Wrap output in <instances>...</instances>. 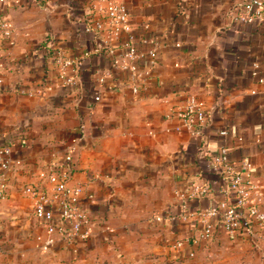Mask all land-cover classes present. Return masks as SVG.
Instances as JSON below:
<instances>
[{
	"label": "crops",
	"instance_id": "1",
	"mask_svg": "<svg viewBox=\"0 0 264 264\" xmlns=\"http://www.w3.org/2000/svg\"><path fill=\"white\" fill-rule=\"evenodd\" d=\"M244 1L19 0L5 8L14 34L0 42V147H12V163L0 199V264H264V227L227 235L218 223L206 241L195 215L228 197L211 168L222 147L252 164L264 209V25L232 20ZM117 2L139 40L136 62L151 71L138 93L113 64L122 40L86 30L97 7ZM61 54L72 61L66 73ZM190 95L208 113L195 130L177 115ZM67 155L70 186L83 185L86 202L92 195L96 224L75 246L44 252L37 237L46 227L24 187ZM194 183L209 192L182 198Z\"/></svg>",
	"mask_w": 264,
	"mask_h": 264
},
{
	"label": "built area",
	"instance_id": "2",
	"mask_svg": "<svg viewBox=\"0 0 264 264\" xmlns=\"http://www.w3.org/2000/svg\"><path fill=\"white\" fill-rule=\"evenodd\" d=\"M18 1L0 0V42H13L14 27L5 8L12 2L18 3ZM97 11L101 14L100 17L89 23L86 30L97 33L107 32L114 39L122 40L121 59L114 60L113 64L128 72L131 89L134 93H138L148 80L151 71L147 68H140L136 62L139 57L137 47L139 40L130 23L129 11L125 4L120 2L111 4L107 9L99 6ZM229 15L236 23L264 25V0H245L239 10H232ZM108 52L113 54L114 49L109 46ZM57 62L63 73H66L72 65V61L66 59L63 54L58 56ZM3 67L0 61V84L4 82ZM109 73L110 71L107 70L98 73V80L101 84L106 81ZM68 80L73 82V77ZM177 115L183 126L189 130L205 125L208 120V113L194 95L187 97ZM220 134L226 135L227 130L221 129ZM11 163L12 147L10 145L1 146L0 199L7 194L6 180ZM211 168L227 183L228 197L195 214L202 225L201 239L208 241L213 238L219 219H222L223 229L227 235L243 229L252 232L253 221L264 227V209L253 197L255 186L250 181L252 164L246 160L239 162L232 160L227 147H222L213 157ZM71 169L72 157L67 155L65 159L54 161L47 168L41 169L37 174V183L24 187V193L35 200V216L46 227L45 235L37 237L41 251H50L60 242L67 246H75L77 242L86 240L92 234L96 224L88 207L93 201L92 195H89L88 202H86L83 200L84 186L81 184L70 186ZM209 190L206 185L194 183L187 194L181 195L184 199H194L198 195L207 194ZM184 201L182 216H185L188 205V201ZM183 245L184 242L178 240L174 247L180 248Z\"/></svg>",
	"mask_w": 264,
	"mask_h": 264
},
{
	"label": "trees",
	"instance_id": "3",
	"mask_svg": "<svg viewBox=\"0 0 264 264\" xmlns=\"http://www.w3.org/2000/svg\"><path fill=\"white\" fill-rule=\"evenodd\" d=\"M218 223L222 224V226H223V221H222V219H219V220H218ZM254 224H257V223L253 221V222H252V227L254 226Z\"/></svg>",
	"mask_w": 264,
	"mask_h": 264
}]
</instances>
